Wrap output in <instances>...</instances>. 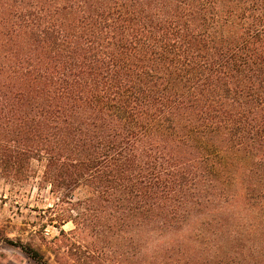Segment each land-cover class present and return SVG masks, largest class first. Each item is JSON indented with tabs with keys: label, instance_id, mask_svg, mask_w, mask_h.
<instances>
[{
	"label": "trees",
	"instance_id": "1",
	"mask_svg": "<svg viewBox=\"0 0 264 264\" xmlns=\"http://www.w3.org/2000/svg\"><path fill=\"white\" fill-rule=\"evenodd\" d=\"M36 163L60 249L264 264V0H0V174Z\"/></svg>",
	"mask_w": 264,
	"mask_h": 264
},
{
	"label": "rangeland",
	"instance_id": "2",
	"mask_svg": "<svg viewBox=\"0 0 264 264\" xmlns=\"http://www.w3.org/2000/svg\"><path fill=\"white\" fill-rule=\"evenodd\" d=\"M34 168L39 175L16 185L0 174V264H39L23 251V245L38 250L51 264H70L61 252L71 254L73 250L82 252L85 257L82 264H119V240L98 241L93 231L88 232L83 244H74L76 241L71 239L68 246L60 249L55 242L60 229L49 222L46 212L53 204L50 185L41 183L37 163ZM62 228L70 231L74 225L68 222ZM108 234L119 237L116 231Z\"/></svg>",
	"mask_w": 264,
	"mask_h": 264
}]
</instances>
